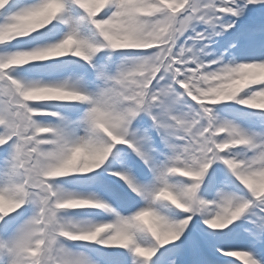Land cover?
I'll return each instance as SVG.
<instances>
[{"label":"snow or ice","instance_id":"snow-or-ice-1","mask_svg":"<svg viewBox=\"0 0 264 264\" xmlns=\"http://www.w3.org/2000/svg\"><path fill=\"white\" fill-rule=\"evenodd\" d=\"M0 264H264V0H0Z\"/></svg>","mask_w":264,"mask_h":264}]
</instances>
